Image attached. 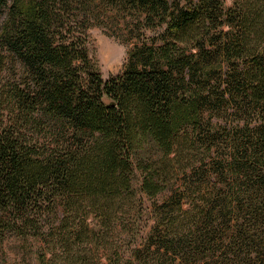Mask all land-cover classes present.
I'll return each instance as SVG.
<instances>
[{
	"label": "trees",
	"instance_id": "trees-1",
	"mask_svg": "<svg viewBox=\"0 0 264 264\" xmlns=\"http://www.w3.org/2000/svg\"><path fill=\"white\" fill-rule=\"evenodd\" d=\"M0 264H264V0H0Z\"/></svg>",
	"mask_w": 264,
	"mask_h": 264
},
{
	"label": "rangeland",
	"instance_id": "rangeland-1",
	"mask_svg": "<svg viewBox=\"0 0 264 264\" xmlns=\"http://www.w3.org/2000/svg\"><path fill=\"white\" fill-rule=\"evenodd\" d=\"M226 2L230 3V0H226ZM150 32L152 37L157 35L154 31ZM88 40L91 61L103 78L122 71L127 63L129 50L138 43L137 40L126 35L125 21L112 20L110 22L108 18H104L99 24H93L88 28ZM23 246L24 244H21L18 239L14 241V238L10 242L6 241L4 245L8 257H15V253H17L18 259L20 257L21 260L24 256ZM36 246L37 244L32 247Z\"/></svg>",
	"mask_w": 264,
	"mask_h": 264
}]
</instances>
